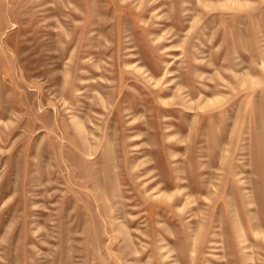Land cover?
<instances>
[{
	"label": "rangeland",
	"instance_id": "374dc122",
	"mask_svg": "<svg viewBox=\"0 0 264 264\" xmlns=\"http://www.w3.org/2000/svg\"><path fill=\"white\" fill-rule=\"evenodd\" d=\"M0 264H264V0H0Z\"/></svg>",
	"mask_w": 264,
	"mask_h": 264
},
{
	"label": "bare ground",
	"instance_id": "6f19581e",
	"mask_svg": "<svg viewBox=\"0 0 264 264\" xmlns=\"http://www.w3.org/2000/svg\"><path fill=\"white\" fill-rule=\"evenodd\" d=\"M190 95H191V93H190ZM192 102V101H191ZM192 191H193V193H196V194H200L201 195V191H199V190H195V189H192ZM180 192V191H179ZM187 196V195H186ZM192 202H194V201H192ZM234 205V204H233ZM240 222V221H239ZM241 223V222H240ZM234 225V224H233ZM242 225V224H241ZM235 227V226H234ZM243 227V226H242ZM256 227H257V225H256ZM255 227V228H256ZM259 227V226H258ZM244 230V229H243ZM255 231V230H254ZM242 242H246V239L245 240H243ZM242 251V250H241Z\"/></svg>",
	"mask_w": 264,
	"mask_h": 264
}]
</instances>
